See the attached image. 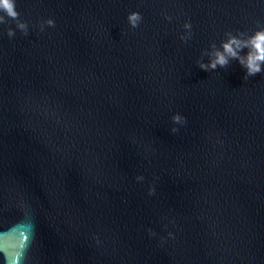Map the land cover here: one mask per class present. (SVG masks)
Masks as SVG:
<instances>
[{
	"label": "water",
	"instance_id": "water-1",
	"mask_svg": "<svg viewBox=\"0 0 264 264\" xmlns=\"http://www.w3.org/2000/svg\"><path fill=\"white\" fill-rule=\"evenodd\" d=\"M15 5L27 34L0 24V264H264V64L200 67L264 29V0Z\"/></svg>",
	"mask_w": 264,
	"mask_h": 264
},
{
	"label": "clouds",
	"instance_id": "clouds-1",
	"mask_svg": "<svg viewBox=\"0 0 264 264\" xmlns=\"http://www.w3.org/2000/svg\"><path fill=\"white\" fill-rule=\"evenodd\" d=\"M170 19L169 17H165ZM142 17L138 12H131L127 16L128 23L131 27L135 28L138 26ZM8 20L15 21L16 28L22 33L27 34V24L19 20V13L16 10L15 0H0V24H6ZM48 26H54V21L51 19L46 20ZM42 27V26H41ZM184 29H190L191 25L185 23L183 25ZM7 35L12 37L14 32L12 29H8ZM189 35L181 36V40H186ZM223 51H217L215 53L214 59L205 65L200 64V67L207 71L208 69H216L217 66L223 68L228 64L229 59H236L241 66L245 69V76H255L262 72L261 65L264 64V29H260L253 33L247 41H239L235 37H230L228 42L221 45ZM243 48H247L248 51L244 56L240 55V51ZM174 123L183 122L184 118L176 114L172 116ZM172 131H176L173 129ZM141 179V177H137ZM152 190H149V194Z\"/></svg>",
	"mask_w": 264,
	"mask_h": 264
}]
</instances>
